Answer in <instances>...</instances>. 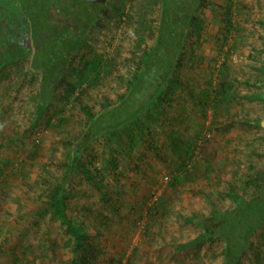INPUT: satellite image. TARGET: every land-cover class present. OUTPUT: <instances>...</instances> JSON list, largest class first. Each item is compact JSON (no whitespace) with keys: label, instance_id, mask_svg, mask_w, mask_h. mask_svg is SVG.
<instances>
[{"label":"rangeland","instance_id":"374dc122","mask_svg":"<svg viewBox=\"0 0 264 264\" xmlns=\"http://www.w3.org/2000/svg\"><path fill=\"white\" fill-rule=\"evenodd\" d=\"M122 4L83 49L77 74L58 84L38 127L31 126L38 83L0 80V264H70L67 235L46 213L47 188L63 176L72 150L80 151L87 122L81 106L100 113L107 99L121 98L160 15L159 0ZM203 5L204 29L199 39L190 29L161 113L140 116L152 126L135 119L96 138L91 152L100 166L110 152L107 142L118 160L117 171H104L110 201L78 175L69 179L70 209L96 243L92 264H224L220 237L187 250L174 244L199 235V223L215 210L234 207L230 188L248 198L264 185V128L245 122L264 117V102L253 96L264 81V0ZM131 129L144 135L133 150L125 146ZM156 186L163 188L158 197ZM252 241L237 264H264L261 230Z\"/></svg>","mask_w":264,"mask_h":264},{"label":"trees","instance_id":"16d2710c","mask_svg":"<svg viewBox=\"0 0 264 264\" xmlns=\"http://www.w3.org/2000/svg\"><path fill=\"white\" fill-rule=\"evenodd\" d=\"M205 1L159 0L160 15L155 19L156 23L153 28H150L149 33L154 41L147 44L140 52L134 78L127 80L126 92L117 102L108 103L107 99L100 113H95L88 104L81 106L82 114L87 122L81 132L80 151L72 150L74 156L69 160L68 168L65 169L62 177L58 176L49 185L44 200L50 222L52 225L60 222L62 231L67 235V244L72 253L70 264H92L97 247L86 222L77 217L70 209L69 179L78 175L82 180L94 185L102 193L105 202L110 201V193L103 185L104 171H117L118 160L114 154L113 145L107 142V148L110 152L104 155V163L100 166L96 155L91 152L96 144V138L112 132L120 125L131 127L135 119L140 120L145 128L152 126L151 122L141 120L140 116L143 113H161L160 107L164 106L165 100L169 97L168 92L173 83L170 78L173 73L175 75L178 71L182 55L181 50L186 39L192 35L190 31L193 29V34L199 39L201 31L204 29L198 11L204 6ZM186 12L191 13L188 15ZM224 21L227 30H230L232 19L229 14L225 15ZM261 71L264 76V66H262ZM40 90V94L37 93V108L31 123L33 128L40 125L51 106L54 84L42 83ZM263 94L264 81L261 82L260 90L255 92L253 96L264 102ZM141 108L146 110L139 112ZM263 118L257 117L245 122L261 127L260 121ZM143 126H139L140 130ZM143 139V131L136 132L131 129L127 133L125 146L133 150ZM67 151L70 152V149L67 148ZM263 190L264 185H259L253 194L245 198L234 187L230 188L228 193L234 200L235 206L223 212L215 210L216 214L210 217V221L199 223L203 229L199 235L174 245L179 250H187L201 246L208 238L220 237L225 241L224 264H237L241 255L252 249V238L255 232L261 230L264 236ZM189 219L191 222H198L195 220V216H191ZM257 254L259 255V252Z\"/></svg>","mask_w":264,"mask_h":264},{"label":"flooded vegetation","instance_id":"af4514ba","mask_svg":"<svg viewBox=\"0 0 264 264\" xmlns=\"http://www.w3.org/2000/svg\"><path fill=\"white\" fill-rule=\"evenodd\" d=\"M122 3L0 0V80L38 83V94L42 83H53L54 96L59 83L77 74L83 49L106 19L119 16Z\"/></svg>","mask_w":264,"mask_h":264},{"label":"built area","instance_id":"2783aa9c","mask_svg":"<svg viewBox=\"0 0 264 264\" xmlns=\"http://www.w3.org/2000/svg\"><path fill=\"white\" fill-rule=\"evenodd\" d=\"M169 180H170V178H169L168 176H164V178H163V182H164L165 184H166L167 182H169ZM156 189H157V192H156L155 196L157 195V197H158V195L161 194L163 188H161V186H156Z\"/></svg>","mask_w":264,"mask_h":264},{"label":"water","instance_id":"95a60500","mask_svg":"<svg viewBox=\"0 0 264 264\" xmlns=\"http://www.w3.org/2000/svg\"><path fill=\"white\" fill-rule=\"evenodd\" d=\"M263 97H264V94H263ZM145 108H141V110L139 111V112H141V111H143ZM138 112V113H139ZM260 125H261V127H263L264 128V118L260 121Z\"/></svg>","mask_w":264,"mask_h":264}]
</instances>
